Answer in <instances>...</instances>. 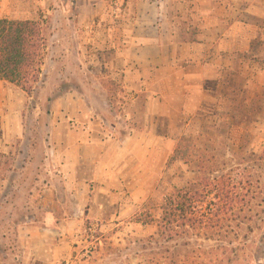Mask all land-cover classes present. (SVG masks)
Segmentation results:
<instances>
[{"label": "rangeland", "instance_id": "obj_1", "mask_svg": "<svg viewBox=\"0 0 264 264\" xmlns=\"http://www.w3.org/2000/svg\"><path fill=\"white\" fill-rule=\"evenodd\" d=\"M138 10L133 0H0V19L41 20L48 39L33 92L11 85L12 104L0 98V137L6 126L13 135L9 144L3 142L12 149L0 153L2 264H28L22 248L26 232L18 227L48 222L65 223L59 231L65 237L57 242L65 239L68 257L59 264H147L148 240L158 235L164 201L197 178L180 156L170 160L183 137L193 161L209 150L221 174L233 175L231 168L238 166L240 178L264 174L256 171L253 158L264 151V38L249 53L230 56L225 80L222 72L212 73L207 88L212 93L196 111L203 96L195 89L183 94L194 82L182 78L176 48L173 56L168 51L175 60L164 72L172 77L166 96L153 76L150 94L126 88L129 35ZM176 12L174 6L165 10L171 20ZM191 27L173 22L165 29L172 30L177 45L188 40ZM146 111L161 117H142ZM21 114L24 130L16 129ZM90 123L101 126L86 130ZM156 124L158 134L138 137ZM101 138L109 147H100ZM96 161L110 165L109 175L96 177ZM261 205L255 208L258 230L249 237L241 264H264Z\"/></svg>", "mask_w": 264, "mask_h": 264}, {"label": "crops", "instance_id": "obj_2", "mask_svg": "<svg viewBox=\"0 0 264 264\" xmlns=\"http://www.w3.org/2000/svg\"><path fill=\"white\" fill-rule=\"evenodd\" d=\"M133 2H136L139 10L134 14V31L129 35L133 42L129 47L130 51L129 49L127 51L130 53V59L127 60L128 72L124 78L126 88L131 94H150L152 89L150 77L153 76V84L158 83L161 95H167L168 83L172 81V77H166L165 73L169 66L173 65L175 58L172 59L171 56L176 48L177 56H180L179 61L176 57V62L181 66L182 78L194 82L193 85L184 87L187 90H184L183 94L186 95L189 89H195L202 95V102L195 107L196 111H201L206 105L204 98L212 93L207 89L209 81L213 78L212 73L222 72V79L225 80L231 70L230 56L249 53L253 43L264 38V0H133ZM172 6L177 9L174 20L165 13V10ZM26 20L29 19L18 16L15 21ZM173 22L175 24L185 22L192 26L185 34L188 39L186 42L172 44V38L175 36L172 30L165 29V26ZM184 65H187V68H184ZM119 75L117 73V76ZM11 85L0 81V98H3L8 107L13 102L10 96ZM220 97L222 98L219 99L220 102H224V96ZM19 105L23 109V100ZM12 115L10 110L7 119L12 118ZM151 115V111H146L142 117L149 118ZM152 116L154 119L161 117L160 114ZM17 118L20 123L16 129L24 130L22 114ZM95 126L101 124L90 123L85 127L89 130ZM7 128L9 126L5 127L3 137H0V153L4 154L12 149L6 145L10 143L7 137L13 136ZM158 129L156 124L152 129L139 133L138 137L143 140L144 136L158 134ZM100 141V147H109L105 138H101ZM3 142L6 144L3 145ZM99 156L102 159L107 157L105 151ZM109 166L105 161H96V177L109 175ZM62 225L65 228V223L51 222L45 227L37 224H24L18 227L19 232H26L22 248L24 254L29 256L28 264H59L68 257L65 239L60 238L57 242L58 237H65L59 233L64 229L61 228ZM3 257L0 255V264L4 261Z\"/></svg>", "mask_w": 264, "mask_h": 264}, {"label": "trees", "instance_id": "obj_3", "mask_svg": "<svg viewBox=\"0 0 264 264\" xmlns=\"http://www.w3.org/2000/svg\"><path fill=\"white\" fill-rule=\"evenodd\" d=\"M47 54L41 20L0 19V81L31 94L42 77ZM233 116L230 120L236 121ZM184 140L170 160L178 162L180 156L197 178L164 201L158 235L148 240L152 251L147 264H241L248 254L249 237L258 230L255 208L264 203V174L256 180L240 178V166L231 168L233 175L221 174L215 159H209V150L202 151L200 161H193L190 148L184 151ZM253 158L256 171H264V151Z\"/></svg>", "mask_w": 264, "mask_h": 264}]
</instances>
